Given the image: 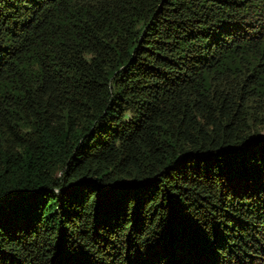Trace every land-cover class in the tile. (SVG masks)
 <instances>
[{
    "label": "trees",
    "instance_id": "trees-1",
    "mask_svg": "<svg viewBox=\"0 0 264 264\" xmlns=\"http://www.w3.org/2000/svg\"><path fill=\"white\" fill-rule=\"evenodd\" d=\"M0 264H264V0H0Z\"/></svg>",
    "mask_w": 264,
    "mask_h": 264
}]
</instances>
